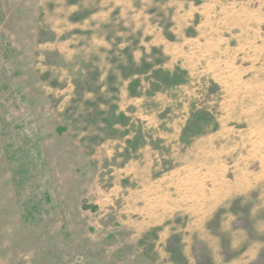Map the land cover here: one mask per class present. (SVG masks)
I'll return each mask as SVG.
<instances>
[{"label": "rangeland", "instance_id": "rangeland-1", "mask_svg": "<svg viewBox=\"0 0 264 264\" xmlns=\"http://www.w3.org/2000/svg\"><path fill=\"white\" fill-rule=\"evenodd\" d=\"M0 264H264V0H0Z\"/></svg>", "mask_w": 264, "mask_h": 264}, {"label": "trees", "instance_id": "trees-1", "mask_svg": "<svg viewBox=\"0 0 264 264\" xmlns=\"http://www.w3.org/2000/svg\"><path fill=\"white\" fill-rule=\"evenodd\" d=\"M131 71V70H130ZM172 76L170 75V74H166V73H162V75H161V77H160V79L161 80H164V83L165 84H167V82H166V80H171L172 78H171ZM174 77L176 78L177 77V74L176 75H174Z\"/></svg>", "mask_w": 264, "mask_h": 264}]
</instances>
